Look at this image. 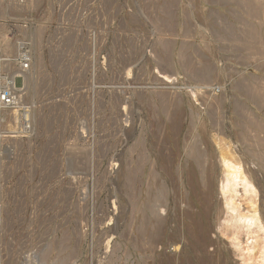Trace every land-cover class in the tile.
Returning <instances> with one entry per match:
<instances>
[{
  "label": "rangeland",
  "instance_id": "rangeland-1",
  "mask_svg": "<svg viewBox=\"0 0 264 264\" xmlns=\"http://www.w3.org/2000/svg\"><path fill=\"white\" fill-rule=\"evenodd\" d=\"M163 1L0 0L3 70H21V43L30 54L27 84L14 73L31 120L23 134L3 113L15 137L0 141V264H241L223 222L217 156L224 143L235 152L264 220V36L245 29L257 21L264 35V0H246L257 5L250 18L242 0H169L168 30ZM200 137L215 164L209 188L197 183L190 194L159 159L188 168ZM127 165L143 170L139 182L153 168L164 183L135 191L165 218L153 242L131 211ZM237 201L247 206L240 192Z\"/></svg>",
  "mask_w": 264,
  "mask_h": 264
},
{
  "label": "bare ground",
  "instance_id": "bare-ground-1",
  "mask_svg": "<svg viewBox=\"0 0 264 264\" xmlns=\"http://www.w3.org/2000/svg\"><path fill=\"white\" fill-rule=\"evenodd\" d=\"M174 1V0H173ZM239 1V0H238ZM241 1V0H240ZM171 1L169 0H164L161 4L164 8V12H163V16L160 14V16L158 17L160 19L161 22V26L166 27L170 26L171 24H169L170 20H171V16L173 18V15L171 14L172 11L171 7L170 10L167 9L169 8V4ZM176 2V1H175ZM252 2V1H251ZM251 2H249L251 4ZM260 2V1H259ZM243 4L248 5L247 7V16H249L248 18H250V16L252 17L254 12L257 10V7L250 5L246 0H242ZM171 4H173L171 2ZM160 5V4H159ZM161 6V5H160ZM257 6V5H256ZM162 9V8H161ZM256 9V10H255ZM161 11V10H160ZM259 11V10H258ZM171 12V13H170ZM186 12V11H185ZM161 13V12H160ZM255 16H257V12H255ZM186 16V15H185ZM136 17V16H135ZM174 19V18H173ZM172 19V20H173ZM252 19V18H251ZM250 21H247L249 24ZM259 19V18H258ZM171 20V22H172ZM249 20V19H248ZM256 20V19H255ZM158 22V21H157ZM170 22V23H171ZM253 22V21H252ZM174 23V22H172ZM257 23V21H256ZM254 23V24H256ZM259 23V22H258ZM152 24V23H151ZM253 25H247V28L249 32V35L251 38H256L259 40H263L262 35L263 33L260 32V30L258 29L257 26ZM263 24V23H262ZM260 25L261 27L264 25ZM223 25V24H222ZM258 25V24H257ZM172 26H174V24H172ZM170 26V27H172ZM243 26V25H242ZM259 26V27H260ZM153 27V26H152ZM241 27V25H240ZM246 27V25H245ZM229 28V27H228ZM232 29V28H231ZM243 29V30H245ZM264 29V28H263ZM262 29V30H263ZM160 30V29H159ZM168 30V28H167ZM171 30V29H170ZM226 30V29H225ZM238 30V29H237ZM239 30L242 31L241 28H239ZM173 31V29H172ZM185 31V30H184ZM187 31V29H186ZM246 31V30H245ZM157 32V31H156ZM167 32V31H166ZM171 32V31H170ZM228 32V31H227ZM163 33V32H162ZM173 33H175L173 31ZM191 33V32H190ZM237 33V32H236ZM240 33V31H239ZM246 33V32H244ZM246 33V34H247ZM186 34V33H185ZM188 34V33H187ZM242 35V34H241ZM240 35V36H241ZM248 35V34H247ZM245 36V35H244ZM246 37V36H245ZM262 38V39H261ZM171 39V38H170ZM237 39V36H236ZM235 39V40H236ZM256 39V41H257ZM6 41H8V39H6ZM253 41V40H252ZM264 41V40H263ZM170 42V41H169ZM261 42V41H260ZM5 43V42H4ZM259 43V42H258ZM257 43V44H258ZM163 44V43H161ZM166 44V42L164 43ZM184 43H182L183 46ZM7 48L8 46L5 45ZM165 46V45H162ZM167 46V44H166ZM180 47V46H179ZM167 48V47H166ZM254 48V46H253ZM184 49V48H183ZM186 49V48H185ZM182 50V49H181ZM256 53V52H255ZM166 54V53H165ZM253 54V53H252ZM156 55V54H155ZM181 55V54H180ZM4 56V55H3ZM185 57V55H184ZM188 57V56H187ZM258 58V57H257ZM166 59V58H165ZM186 60V59H185ZM184 60V61H185ZM189 62V61H188ZM191 62V61H190ZM189 62V63H190ZM186 64V62H185ZM188 64V63H187ZM3 65H4V59H3ZM188 66V65H186ZM185 66V68H186ZM192 66V65H191ZM206 66V65H205ZM194 67V65L192 66ZM189 68V67H188ZM195 68V67H194ZM193 68V69H194ZM198 68V67H197ZM195 68V71L196 69ZM207 67H205L206 69ZM192 69V71H193ZM202 69V68H201ZM188 70V69H187ZM207 70V69H206ZM205 70V72H206ZM18 72H22L23 76L25 78V82L24 84L28 82V76L26 73H24L23 70H16V71H11L10 76L11 78H14V76L16 75L15 73ZM26 71V70H25ZM28 71V70H27ZM191 71V72H192ZM199 76L201 74H203V69L200 70L199 68ZM197 71V72H198ZM208 71V70H207ZM15 72V73H14ZM196 72V74H198ZM163 73V72H162ZM169 74V73H168ZM189 74V73H188ZM191 74V73H190ZM205 74V73H204ZM164 77L167 79H171L170 75L163 74ZM192 75H195V73H192ZM173 76V75H172ZM206 76V75H205ZM192 77V76H191ZM198 77V75H197ZM195 78V77H194ZM201 78V76H200ZM208 78V77H207ZM173 79V78H172ZM202 79V78H201ZM204 80V79H203ZM202 80V81H203ZM207 80V79H205ZM198 81V80H197ZM204 83V82H203ZM206 83V82H205ZM25 84V85H26ZM244 84V83H243ZM239 85V84H238ZM240 86V85H239ZM254 88V87H253ZM264 88V87H263ZM213 89V88H212ZM251 89V87H250ZM249 87L247 90H249ZM256 89V88H255ZM254 90V89H253ZM252 90V92H253ZM257 90V89H256ZM247 92V91H246ZM251 92V91H250ZM255 92V90H254ZM158 93V92H157ZM257 93V91L255 92V94ZM262 92H260L259 94H261ZM193 94V92H192ZM195 94V93H194ZM254 95L252 94V97ZM259 98H262V95H259ZM255 97V96H254ZM253 97V98H254ZM258 97V96H257ZM256 97V98H257ZM264 97V96H263ZM213 98V97H212ZM216 98V97H215ZM252 98V99H253ZM218 99V98H217ZM216 99V100H217ZM224 99V98H223ZM210 100V99H209ZM214 100V99H213ZM253 100H256L255 98ZM262 100V99H261ZM264 100V99H263ZM213 102V101H211ZM210 102V103H211ZM216 103L220 104L223 102L222 100H217L215 101ZM214 103V105L216 104ZM213 104V103H212ZM215 105V106H218ZM219 105V106H220ZM177 106V105H176ZM218 106V107H219ZM239 107V105L236 104V107ZM169 107V106H168ZM171 107V106H170ZM237 107V108H238ZM166 108V107H165ZM173 108V107H172ZM236 109V108H235ZM156 110V109H155ZM173 109H170V111ZM237 110V109H236ZM234 110V111H236ZM241 111V110H239ZM9 112L8 110H2L0 111V141L2 138H8V137H14V136H10L9 134L6 133H10L13 130H9L12 128H15V125H8L5 126V123H3L4 121H6V118L3 116V113H7ZM163 113L165 111H162ZM243 113V112H242ZM168 114V112H167ZM240 114V113H239ZM248 114V113H247ZM165 115V114H164ZM169 115V114H168ZM235 115V113H234ZM11 116V115H10ZM170 116V115H169ZM168 116V117H169ZM171 116L173 117V119H175L174 123L172 124V128L174 129L173 131L175 132L176 129H178V125H179V119H181V110H179L178 106L177 108L174 107V110L171 112ZM191 116V115H190ZM16 119V116H13ZM12 117V120H13ZM171 119V117L169 118ZM11 120V121H12ZM168 120V119H167ZM252 120V119H251ZM250 121V120H249ZM7 122V121H6ZM13 122V121H12ZM173 122V120H172ZM14 123V122H13ZM241 123V122H240ZM233 124V123H232ZM257 124V123H256ZM235 125V124H233ZM242 125V124H240ZM253 125V123H252ZM262 125V124H261ZM3 126L9 128V129H5ZM159 126V125H158ZM238 126V124H237ZM235 126V127H237ZM234 127V128H235ZM239 127V126H238ZM241 127V126H240ZM245 127V126H244ZM239 130V129H238ZM158 131V130H156ZM177 131V130H176ZM253 131V130H252ZM173 132V133H174ZM255 132V131H254ZM154 133V132H153ZM239 132L237 131V134ZM156 134V132H155ZM243 134V133H242ZM240 135V134H239ZM238 135V136H239ZM252 135V134H251ZM241 136V135H240ZM239 136V137H240ZM264 136V135H263ZM201 138V137H200ZM264 139H262L263 141ZM198 142H193L192 144H190L191 146L188 145V152H187V157L189 159V166L188 168H175L174 171H172L173 169V165H171V167H169V159H159V163H160V167L162 169L165 170V173L169 174V175H175V180L177 183L174 182V184L179 188H182L183 190L187 191L190 190V194L192 193V188L195 187V185L197 183H201V185H203V187H205L206 189L209 188L210 186V179L213 175V165L215 164V158L208 152L206 146L201 147L200 144L203 143V139H198L196 140ZM248 142V141H247ZM252 142V141H251ZM254 142V141H253ZM252 144V143H251ZM259 144V142H258ZM257 144V145H258ZM152 145V144H151ZM162 145V144H161ZM230 145V144H229ZM261 145V144H260ZM187 146V145H186ZM259 146V145H258ZM143 147V146H142ZM185 149V148H184ZM186 151V150H185ZM167 153V152H166ZM235 153V152H234ZM231 150V147L228 146V144L224 143L223 146L220 147L219 152H218V158H217V162L219 165V169H220V173H221V177L219 179V192L220 195L222 197V203H221V207H222V212L224 213L225 217L223 218V222H225V224L227 225V227H229L230 229V240H231V245L237 250L238 255L241 257V264H264V220L262 219L260 212L258 211L257 205H256V188L253 185V183L251 182V180L249 179V177L247 176V174L245 173V170H243L242 168V164L239 160V158H237ZM131 154V152H130ZM260 155V153H258ZM129 155V154H128ZM142 155V154H141ZM144 155V154H143ZM254 155V154H253ZM264 155V153H263ZM166 156V155H165ZM261 156V155H260ZM137 157V156H136ZM145 157V155H144ZM264 157V156H263ZM169 158V157H168ZM140 159V158H139ZM141 159L140 163H142ZM145 161V160H144ZM137 162V161H136ZM147 162V161H145ZM143 162V163H145ZM172 162V161H171ZM139 163V161H138ZM129 164V162H128ZM143 166V165H142ZM135 168V167H134ZM133 167L127 165V167L125 168V180H126V192H127V196H128V201L129 204L131 205V211L132 212H136L141 214V219L142 222L140 221V230L142 228H144L145 232H143L144 230H141L140 232L145 235V233L147 234L146 236L149 238V240L151 242H153V240L155 241V239L158 238L160 233H163V229L165 227V218L161 217L160 214L158 213L159 210H157L156 205L152 204V205H145L144 200H145V196H137V194H135V191H139L142 190H149V188L151 186H155L156 185L159 190L162 188L161 183L158 184L157 183V176H158V172L156 170H154L152 168V170L149 172V178L145 179V182L141 181H137V175H139L140 172V167L137 166V170L135 172ZM159 168V167H158ZM148 169V168H147ZM161 169V170H162ZM154 170V171H153ZM163 170V171H164ZM143 170L141 169V172ZM162 171V173H163ZM172 173H171V172ZM138 172V173H137ZM161 173V174H162ZM171 173V174H170ZM142 175V174H141ZM161 178V177H160ZM174 178V176H173ZM148 179V180H147ZM174 180V179H173ZM138 183H137V182ZM135 182L138 184L137 187H135ZM164 184V183H163ZM142 186V187H141ZM153 186V187H154ZM146 187V188H145ZM165 187V186H164ZM175 187V186H174ZM173 187V188H174ZM137 189V190H136ZM157 189V190H158ZM176 189V188H175ZM240 189H242V193L240 191ZM141 190V192H142ZM154 190V189H153ZM194 190V189H193ZM146 191V194H147ZM150 191V190H149ZM148 191V193H149ZM156 191V190H155ZM161 191V190H160ZM177 191V190H176ZM240 192V196H246L247 199V206L244 208H241V202L237 201V197L239 195ZM159 193V191H158ZM161 193V192H160ZM141 195V194H140ZM158 197V194H156ZM162 195V194H160ZM149 196V195H148ZM146 196V197H148ZM178 197V196H177ZM202 197V194H201ZM210 199V197H209ZM204 207L207 208V205L209 203V201L205 198L204 199ZM146 201V200H145ZM178 202V201H177ZM149 203V202H148ZM152 203V202H151ZM150 203V204H151ZM174 203V202H173ZM157 204V203H156ZM187 204V203H186ZM144 205V206H143ZM159 206V205H158ZM187 214L190 215V211L186 210ZM204 211V210H203ZM160 212V211H159ZM138 214V215H139ZM130 215V214H129ZM187 215V216H188ZM198 215V214H197ZM207 215V214H206ZM190 218L193 216H189ZM131 220V219H130ZM190 220V219H189ZM133 221V220H132ZM192 221V220H191ZM194 221V220H193ZM192 221V222H193ZM222 221V219H221ZM131 222H129L130 224ZM133 223V222H132ZM136 223V222H135ZM221 223V222H220ZM131 225V224H130ZM135 225V224H134ZM187 225V224H186ZM189 225V224H188ZM200 225V224H199ZM139 226V225H138ZM192 226V225H191ZM129 227V226H128ZM132 227V226H131ZM195 228L193 235L198 239L199 238V234H198V224H195ZM147 229V230H146ZM151 229V230H150ZM154 229V230H153ZM188 229V228H187ZM129 230V229H128ZM137 230V229H136ZM191 231V230H190ZM139 233V231L137 232ZM190 233V232H189ZM227 233V232H226ZM141 234V235H143ZM192 236V234H191ZM229 238V237H228ZM195 240V239H194ZM135 241V240H134ZM149 241V242H150ZM204 244V241L202 242V245ZM205 264V263H202Z\"/></svg>",
  "mask_w": 264,
  "mask_h": 264
},
{
  "label": "built area",
  "instance_id": "built-area-1",
  "mask_svg": "<svg viewBox=\"0 0 264 264\" xmlns=\"http://www.w3.org/2000/svg\"><path fill=\"white\" fill-rule=\"evenodd\" d=\"M3 48L0 43V111L8 110L18 120V132L26 134L30 131V107L22 100L23 88L18 86L17 80L22 78L20 74L11 78L9 73L3 70ZM21 70H27L30 64V54L24 43L20 44V52L15 60ZM15 137V136H14Z\"/></svg>",
  "mask_w": 264,
  "mask_h": 264
}]
</instances>
